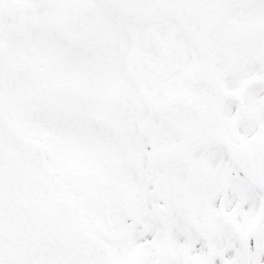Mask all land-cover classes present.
I'll return each mask as SVG.
<instances>
[{"label": "snow or ice", "instance_id": "6c2138e0", "mask_svg": "<svg viewBox=\"0 0 264 264\" xmlns=\"http://www.w3.org/2000/svg\"><path fill=\"white\" fill-rule=\"evenodd\" d=\"M0 264H264V0H0Z\"/></svg>", "mask_w": 264, "mask_h": 264}]
</instances>
